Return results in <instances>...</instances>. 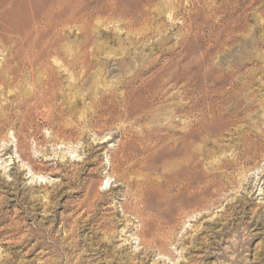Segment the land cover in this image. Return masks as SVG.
I'll return each instance as SVG.
<instances>
[{"label": "rangeland", "instance_id": "1", "mask_svg": "<svg viewBox=\"0 0 264 264\" xmlns=\"http://www.w3.org/2000/svg\"><path fill=\"white\" fill-rule=\"evenodd\" d=\"M0 1V264H264V0H115L107 14L85 0L95 12L78 22L70 0ZM40 15L49 24L36 30ZM85 41L94 68L81 80L78 67L74 77L60 66ZM41 72L53 77L52 96L39 93ZM69 122L64 144L55 132ZM182 131L191 132L189 190L168 187L182 154L150 147ZM127 140L131 161H149L127 174L147 201L143 217L123 197L122 163L113 172L107 162ZM245 142L253 150L234 158ZM153 215L169 219L153 237L162 253L137 237L149 242L140 217Z\"/></svg>", "mask_w": 264, "mask_h": 264}, {"label": "bare ground", "instance_id": "2", "mask_svg": "<svg viewBox=\"0 0 264 264\" xmlns=\"http://www.w3.org/2000/svg\"><path fill=\"white\" fill-rule=\"evenodd\" d=\"M18 1V0H17ZM22 1V0H21ZM50 1V0H49ZM48 1V2H49ZM55 1V0H54ZM59 1V0H58ZM66 1V0H65ZM71 2H70V4H68V6H69V10H70V17L71 16H73V17H71V18H73V19H76L77 18V20H75L76 22H78V19H82V20H84L85 18H87L88 16H90V17H92L93 16V14H94V12H95V8L93 7V5L92 6H90V4L87 2V3H85V0H70ZM114 1V2H113ZM113 1H109V0H96L95 2H96V8H98V9H101L102 11H100V10H98V12H106V14L109 12V10H112V9H114V7L116 6V2H115V0H113ZM1 2V1H0ZM4 2H6V0L4 1ZM33 2H35L34 0H23V4L24 5H28V7L31 9V7H32V4H33ZM92 2V1H91ZM124 2H126V1H124ZM123 2V3H124ZM2 3V2H1ZM10 3V2H9ZM12 4V3H11ZM60 4H61V2H60ZM130 4V3H129ZM8 5V4H7ZM6 5V8H8L10 5H8L7 6ZM13 5V4H12ZM15 5V4H14ZM13 5V6H14ZM55 5V4H54ZM18 7H20V6H18ZM59 7V6H58ZM82 7H85V9L84 10H80L79 8H82ZM133 7V6H132ZM4 8V7H3ZM17 8V7H16ZM22 8V7H21ZM20 8V9H21ZM47 8V7H46ZM33 9V8H32ZM35 9V8H34ZM55 9V8H54ZM67 9V10H68ZM119 9H121V8H119ZM131 9V8H130ZM139 9V8H138ZM58 10V9H57ZM117 11V10H116ZM130 12V11H129ZM2 12L0 11V22H4V15L3 14H1ZM46 13V12H45ZM60 13V12H59ZM97 13V12H96ZM112 13V12H111ZM114 13V12H113ZM119 13V12H118ZM130 14V13H129ZM132 14V13H131ZM14 15V14H13ZM39 15V14H38ZM45 15V14H44ZM96 15V14H95ZM6 16H7V14H6ZM41 16V15H40ZM119 16V15H118ZM122 16H123V14H122ZM126 16V15H125ZM130 16V15H129ZM50 17H51V15H50ZM57 17H58V15H57ZM62 17V16H61ZM96 17V16H95ZM44 18H45V16H44ZM44 18H43V16H41V17H38L37 18V20L35 21V19H34V21H35V29L37 30V28L38 27H41V26H44L46 23L45 22H47L48 23V21H45L44 20ZM56 18V17H55ZM63 18H65L64 17V15H63ZM124 18V17H123ZM73 19H70L69 18V20H73ZM54 20V19H53ZM56 20V19H55ZM68 20V19H67ZM68 20V21H69ZM114 20V19H113ZM20 21V20H19ZM63 21V20H62ZM61 21V22H62ZM66 21V20H65ZM73 22V23H76V22ZM87 21V20H86ZM97 21V20H96ZM116 21V20H115ZM119 21V20H118ZM71 22V21H70ZM117 22V21H116ZM8 23V22H7ZM80 23V22H79ZM128 23V22H127ZM27 24V23H26ZM49 24V23H48ZM69 24V23H68ZM85 24V23H84ZM51 25V24H50ZM49 25V26H50ZM52 25H55V24H52ZM82 26H83V24H81ZM32 26V25H31ZM85 26V25H84ZM14 27V26H13ZM50 27H52V26H50ZM55 27V26H54ZM57 27V26H56ZM59 27V26H58ZM86 27V26H85ZM5 28V27H4ZM23 28V27H22ZM27 28V27H26ZM49 28V27H48ZM53 28V27H52ZM11 29V28H10ZM14 29H15V27H14ZM33 29V28H32ZM39 29V28H38ZM47 29V28H46ZM45 29V30H46ZM23 30V29H22ZM41 30H42V28H41ZM53 30H55V29H53ZM44 31V30H43ZM51 31H52V29H51ZM91 31V30H90ZM10 32V31H9ZM34 32H35V30H34ZM34 32H31V33H33L34 34ZM5 33V32H4ZM10 33H13V32H10ZM16 33V32H15ZM14 33V34H15ZM19 33V32H18ZM45 33V32H44ZM85 33V32H84ZM92 33V32H91ZM42 34V33H41ZM11 35V34H10ZM34 35H36V34H34ZM86 35V34H85ZM87 36V35H86ZM37 37H38V35H37ZM88 37V36H87ZM90 40V39H89ZM92 45V44H91ZM88 47H90V43L89 42H83V43H81V44H79V45H76V46H74V47H67V49H66V54L69 56V58H70V60H68V61H63L62 62V64H61V66L60 67H64L69 73H70V76H74V71H75V69H77V67L79 68V76L78 77H81V80H82V78H83V80H84V78H85V76L87 75V73H88V71H90V70H93V68H94V66H93V61H90V60H88V55L90 56V54H89V51H88ZM50 48H51V46H50ZM54 48V47H53ZM54 50V49H53ZM48 52H50V51H48ZM55 52V51H54ZM51 53H53V52H51ZM55 54V53H54ZM49 56V55H48ZM52 56V55H51ZM44 58V57H43ZM52 58V57H51ZM65 60V59H64ZM59 62V61H58ZM28 63H29V61H28ZM41 63V62H40ZM57 63V62H56ZM97 64V63H96ZM100 64V63H99ZM99 64H98V66H99ZM30 65H32V63H30ZM49 66V65H48ZM124 68H126V67H124ZM95 70V69H94ZM137 70V69H136ZM47 71V70H46ZM101 71V69L100 68H97L95 71H94V73L93 72H91L90 73V75H91V79H92V81H89V82H91V87L93 88V87H96V85H97V83H98V79L97 78H95V80L93 81V75L94 74H98L99 75V72ZM76 74V73H75ZM97 75V76H98ZM173 75V74H172ZM100 76V75H99ZM75 77V76H74ZM77 77V78H78ZM53 78V77H52ZM51 78V75L48 73V74H45V75H43L42 74V72L39 74V84L37 85V88L39 89V93L41 94V96L42 97H44V96H50L51 94H52V92L51 91H53L52 90V84H51V82H52V79ZM126 78V77H125ZM88 79V78H87ZM53 83V82H52ZM152 85H153V83H152ZM127 86V85H126ZM149 86V85H148ZM49 87V88H48ZM58 87V86H57ZM128 87V86H127ZM165 87V86H164ZM148 89V88H147ZM160 89V88H159ZM231 90V89H230ZM226 91V90H225ZM162 92V91H161ZM38 93V92H37ZM128 93V92H127ZM184 93V92H183ZM93 94V93H92ZM120 94V93H119ZM121 95H122V93H121ZM164 95V94H163ZM191 95V94H190ZM222 95V94H221ZM52 96V95H51ZM124 96V95H123ZM122 96V97H123ZM207 96V95H206ZM218 96V95H217ZM40 98V104H41V106H45V107H50V105H49V102H48V100L47 99H43V98ZM45 97V98H46ZM83 98V97H82ZM108 98V97H107ZM222 98V97H221ZM94 99V98H93ZM109 100V99H108ZM191 100V99H190ZM92 101V100H91ZM145 101V100H144ZM224 101V100H223ZM29 103V102H28ZM31 104V103H30ZM127 104V103H126ZM128 105V104H127ZM29 106V105H28ZM31 106V105H30ZM125 106V105H124ZM128 106H130V105H128ZM97 107V106H96ZM100 107V106H99ZM129 108V107H128ZM128 108H126V109H128ZM146 108V107H145ZM211 108V107H210ZM229 108V107H228ZM125 109V108H124ZM192 109V108H191ZM237 109V108H236ZM185 110V109H184ZM235 110V109H234ZM69 111V110H68ZM127 111V110H126ZM126 111H124V112H126ZM226 111V110H225ZM107 112V111H106ZM182 112V111H181ZM189 112V111H188ZM108 113V112H107ZM174 113V112H173ZM183 113V112H182ZM185 113V112H184ZM211 113V112H210ZM65 114V113H64ZM70 114H72V113H70ZM97 114H100L99 116L101 117V115L103 114V113H101V112H99V113H97ZM172 114V113H171ZM181 114V113H180ZM61 115V114H60ZM173 115V114H172ZM185 115V114H184ZM184 115H182V117L184 116ZM65 116V115H64ZM83 116V115H82ZM98 116V115H97ZM98 116V117H99ZM130 116V115H129ZM128 116V117H129ZM137 116H139V115H137ZM63 117V116H62ZM80 117V116H79ZM71 118V117H70ZM70 118H66L67 119V121L70 119ZM73 118V117H72ZM104 118V117H103ZM57 119H59V118H57V116L55 117H53L52 118V120L53 121H57ZM97 119H99V118H97ZM102 119V118H101ZM100 119V120H101ZM182 119V118H181ZM85 120V119H84ZM93 115H91L90 116V118L89 119H87L86 121H83V122H79L78 123V126L81 128V130L83 131L84 129H86L87 128V130H88V127H93ZM129 122V121H128ZM171 123V122H170ZM100 125V124H99ZM172 125H174L175 126V123H173ZM178 126V125H177ZM132 127V126H131ZM156 127V126H155ZM173 127V126H172ZM186 127V126H185ZM160 128V127H159ZM166 128H168V127H166ZM202 128V127H201ZM161 129V128H160ZM184 129V128H183ZM182 129V130H183ZM73 130H74V127L71 125V123L69 122V123H67V125H64L62 128H61V130H59V131H56L55 132V134L56 135H62V136H65V135H70L72 132H73ZM125 130V129H124ZM162 130V129H161ZM167 130V129H166ZM174 130V129H173ZM185 130V129H184ZM190 130V129H189ZM123 131V130H122ZM168 131V130H167ZM188 131V130H187ZM170 132V131H169ZM152 132H148V133H146V134H144V139H146L147 141H148V136H151L152 134H151ZM175 133V132H174ZM102 134V133H101ZM176 134V133H175ZM180 134V138H179V144H176V143H178V142H176V143H167V142H169V139L170 138H168L167 136H165V135H162V133L159 135V136H156L155 138H156V140H155V143L154 144H152L151 143V149L153 150V151H158L159 153H160V155L161 156H168V155H170V156H176V155H179V154H182V156H183V160H182V162H183V165H182V171H180V173L181 174H178V172L177 173H175V175L173 176L172 175V177H171V180H170V182H169V185H168V187H172L173 185H181V186H183V187H185V188H187L188 190L191 188V185H192V181H191V177H192V171H191V167H190V165H188V162H191L192 161V152L190 151V134H191V132H190V134L189 133H185L184 131H182V133H179ZM194 134V133H193ZM197 134V133H196ZM78 135V134H77ZM59 137V136H58ZM69 137V136H68ZM147 137V138H146ZM66 138V137H65ZM154 138V137H153ZM154 138V139H155ZM125 139V138H124ZM127 139H129V138H127ZM151 140H153V139H151ZM245 140V139H244ZM67 141V140H66ZM128 141V140H127ZM154 141V140H153ZM79 141H77V143H78ZM131 140H129L128 141V143H129V146H128V144H127V142H125V141H122V142H120V144L116 147V149L114 150V152H112V153H110V154H108V158H107V162L110 164V168L113 170V172H114V167H116L115 165V162H116V159H118V160H120V162L122 163V166H123V171H124V173H123V175H122V177H121V180H123L124 181V183L127 185V187H128V190L125 192V194H124V196L123 197H126L127 199L128 198H131V197H133V203H132V205H133V208L131 209V210H133V211H135V213L137 214V215H141L142 214V212H141V210L139 209V206L140 205H148L147 204V201L143 198V193H142V191H136L135 190V192L133 193V191H132V186H133V182H131L130 181V177H128L127 176V174H128V172L129 171H133V170H135L136 172L137 171H141L142 169H144L145 168V166L147 165V163L149 162V161H146V160H135V161H131L133 158H134V154L132 153V149H131ZM145 142V141H144ZM143 142V143H144ZM152 142V141H151ZM71 143V138L69 137L68 138V142H66V143H64V144H70ZM146 143V142H145ZM149 143V142H148ZM148 143H147V145H148ZM158 147H157V146ZM145 147V146H144ZM161 148V150L159 151V149ZM242 148V147H241ZM253 147H252V144L250 143H243V148L241 149V151L240 152H238V153H236L235 155H236V157H234V158H238V159H241V157L242 156H246V155H248V153L249 152H251L253 149H252ZM252 149V150H251ZM148 152V151H147ZM146 154V153H145ZM153 155H154V152H153ZM251 155V154H250ZM200 157V156H199ZM95 159V158H94ZM196 159H198V158H196ZM134 160V159H133ZM171 160V159H170ZM235 160H237V159H235ZM129 161H131V162H129ZM197 161V160H196ZM240 161V160H239ZM171 162H173L172 160H171ZM179 162H180V160H179ZM195 162V161H194ZM199 162V161H198ZM231 163V162H230ZM238 163V162H237ZM119 164V163H118ZM169 164H170V162H169ZM174 164V163H173ZM230 165V164H229ZM228 165V166H229ZM121 166V165H120ZM227 166V165H226ZM233 166V165H232ZM116 170V169H115ZM117 171V170H116ZM120 171V170H119ZM121 172V171H120ZM143 172V171H142ZM131 174V173H130ZM132 175V174H131ZM138 175H139V173H138ZM137 175V176H138ZM144 175V174H143ZM150 175V174H149ZM137 176H135V177H137ZM109 178H112V176L111 175H109V177H108V179H106V182H105V184H108L109 183ZM134 178V177H133ZM143 178V177H142ZM146 178V177H145ZM134 180V179H133ZM162 180V179H161ZM136 181H137V179H136ZM139 181H141V180H139ZM162 182V181H161ZM168 182V181H167ZM220 182V181H219ZM145 183H147V182H145ZM139 184V183H138ZM148 184V183H147ZM160 184V183H159ZM134 185H136V184H134ZM141 185V184H140ZM161 185V184H160ZM205 185V184H204ZM137 186V185H136ZM147 186H149V185H147ZM167 186V185H166ZM203 186V185H202ZM201 186V187H202ZM150 187V186H149ZM193 187V186H192ZM138 188V187H137ZM147 188V187H146ZM203 188V187H202ZM183 189V188H182ZM134 190V189H133ZM138 190V189H137ZM181 190V189H180ZM191 190H193V189H191ZM173 191H175V190H173ZM182 191V190H181ZM195 191V190H194ZM132 192V194H130ZM193 192V191H192ZM184 193H186V192H184ZM183 194V193H182ZM186 194H188V193H186ZM163 196V195H162ZM181 196H183V195H181ZM180 196V197H181ZM204 196V195H203ZM175 198V197H174ZM184 199H182V201H183ZM181 201V202H182ZM207 201V200H206ZM186 202V201H185ZM167 203L168 204H170V202L167 200ZM183 203V202H182ZM129 205V204H128ZM165 205V204H164ZM178 205H181V204H178ZM176 206V205H175ZM164 208H167V207H164ZM182 207L180 206V208H177V209H175V213L178 215V214H180L181 212H182ZM122 210H123V212L124 213H127V212H130L129 210V208L127 207V204L126 203H124V204H122ZM144 210V208L142 209V211ZM163 210V209H162ZM166 210V209H165ZM134 213V214H135ZM142 216V215H141ZM157 216H159V215H157ZM157 216H155V215H153V216H150V217H148V218H146V219H144V218H141L140 217V221H141V227L143 228V229H145L147 232H148V235H150V239H149V242H147L146 241V235H145V233L144 232H140L138 235H137V237H138V240L142 243V244H144L145 246H148L150 243L151 244H153L154 246H158V248L160 249V251H161V253H162V246H163V243H162V240L161 239H157V238H153L154 237V235H155V233H158L160 230H164L166 227H167V225L169 224V219L167 218V217H164L163 218V216H161V217H157ZM138 217V216H137ZM143 217V216H142ZM168 230H169V228H168ZM165 231V230H164Z\"/></svg>", "mask_w": 264, "mask_h": 264}]
</instances>
